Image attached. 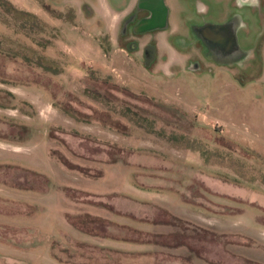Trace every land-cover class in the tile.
<instances>
[{"label": "rangeland", "instance_id": "374dc122", "mask_svg": "<svg viewBox=\"0 0 264 264\" xmlns=\"http://www.w3.org/2000/svg\"><path fill=\"white\" fill-rule=\"evenodd\" d=\"M8 1L46 26L0 10V137L24 138L12 120L29 129L22 146L0 142V160L17 168L0 164V223L15 226L2 229L18 250L0 264H57L52 252L65 264H264V49L247 70L239 37L223 56L199 59L202 0L168 1L176 35L125 39L107 0ZM151 7L136 34L164 25L160 0ZM42 56L61 73L36 67ZM70 130L133 151L119 164L117 149ZM88 170L101 178L79 172Z\"/></svg>", "mask_w": 264, "mask_h": 264}, {"label": "flooded vegetation", "instance_id": "af4514ba", "mask_svg": "<svg viewBox=\"0 0 264 264\" xmlns=\"http://www.w3.org/2000/svg\"><path fill=\"white\" fill-rule=\"evenodd\" d=\"M156 1L157 0H155V2ZM168 1L169 0H160L165 11L163 12L166 14L164 25L161 26L158 21L154 20L153 23L150 24L153 26L152 31H147L145 33L139 31L137 34L133 32L134 29L132 28L138 21L141 22L142 20H149L152 18L154 11H152L153 8L151 5L153 0H147V3H144V0H124L120 5L114 4L112 0H107V3L110 6L111 12H113L112 14H120V17H122L120 36L125 39L128 38L129 35L132 37L143 38V36L148 33L163 34L164 32L166 33L168 29L170 35H176V31L174 32V30H177L180 26H170L172 12ZM201 2V10L203 13L199 24L201 26L199 31L201 45L200 57L198 58L201 60H205L204 58H206L208 59L207 62L210 61V58H212V60L218 58L220 53L222 55V53L230 48V40L239 37V47L236 48V42H234V49H238L240 54L241 49L244 50L246 53L244 52L243 54L246 57L241 61H239L240 59L238 58V64H236L243 70H247L251 66L252 61L256 59L257 61L259 60L258 52L264 49V0H258V4L256 5H253L250 2H245L242 5H239L237 0H202ZM250 20L257 22L259 28L256 29L255 26L253 27L250 25ZM225 23L226 25L230 23L232 25L231 28L233 27L231 32H227V35H224V32L222 31L223 29L220 27ZM172 27L174 29H171ZM193 27L197 28L195 26ZM226 36L228 38H226ZM252 38H254V41ZM223 39H227L225 43L223 42ZM161 41L166 45H164L165 47L178 50L176 46L171 45L168 42L167 38L164 40L162 39ZM154 42V44L147 42L143 46L142 53L145 60L148 52H152V55L156 57L158 42L157 40ZM128 48L130 50H137V44L135 42H129ZM181 48L186 49L185 45L181 46ZM260 61L263 60L260 59Z\"/></svg>", "mask_w": 264, "mask_h": 264}, {"label": "trees", "instance_id": "16d2710c", "mask_svg": "<svg viewBox=\"0 0 264 264\" xmlns=\"http://www.w3.org/2000/svg\"><path fill=\"white\" fill-rule=\"evenodd\" d=\"M0 10L3 11L4 13H6V14H11L13 16H18L19 18H22V19H25V20H29V19L33 20L34 24L36 26L41 27V28H44L46 26L45 23L41 19H39L37 15H35L33 13H30V12L23 11V10H19L11 2H9L8 0H0ZM43 46H47V45H43ZM42 48H44V47H42ZM42 57H44V56H42ZM42 57L35 63L36 67H38L42 71H45L46 73H50L52 75H57V74L61 73V70L59 68H57V66H56V64H55V62L53 60L51 61V60L45 59V57L44 58H42ZM7 94H8V96L10 98H14V96L10 92L7 91ZM65 113L68 116H70L72 118H75V119H77V116L78 117L80 116L78 114H74L73 112L69 113V112L65 111ZM9 126L12 129L17 128L16 126H18L20 131L23 132L24 138H19V137L15 138L14 136H9L8 138L7 137H0V141H5V142H8V143H12V144H22V145L26 144L29 141V140H27L28 139L27 136L29 134V129L26 127V125H24V124L16 125L15 121L12 120V122L10 121ZM68 134L69 135H73V137H75L77 139L84 140V141H90V142H92L94 144H97V145H99V146H101L103 148H106V149H110L112 151H114V150L116 151V149H117L118 153H117V157H116V159H117L116 162L119 163V164L123 163V162H120V161H122L121 159H119L120 155L128 157L130 155L128 152L133 151V149H131V148H127V147H124V146H118L117 144H113V143H111L109 141L98 140L94 136H92L90 134H87V133L70 130L68 132ZM50 136L51 135H50V131H49V137ZM186 149H189V150H192V151L195 150V149L191 148L190 146H187ZM205 153L206 152H200V156L204 159L205 162H208L207 157H205ZM50 157H52L53 159H56L55 161L59 162V164L62 165V167H67L69 172H72V173L74 172V170H71V168L65 164V162H64V160L62 158L55 157L51 151H50ZM0 167H2V165ZM4 168L8 169L10 171L17 169L14 165H10V164H7L6 166H4ZM79 172L82 173V175L85 178H88V179H94L95 180V179L101 178V176H102V172L101 173H97L94 170L79 171ZM112 195H105V196H112ZM94 196L95 197H99L98 195H94ZM79 219L82 220V217L81 216H76V217L69 216L68 220H69V223H70L71 227L74 228L75 230L83 233V234L89 235L91 237H97L95 234H93L89 230H87L82 224H79V223L77 224L76 222ZM102 238L107 239L108 237L104 236ZM52 253H53L52 257L55 260L60 261V258L58 256V254H55L54 252H52Z\"/></svg>", "mask_w": 264, "mask_h": 264}, {"label": "crops", "instance_id": "0c3cea01", "mask_svg": "<svg viewBox=\"0 0 264 264\" xmlns=\"http://www.w3.org/2000/svg\"><path fill=\"white\" fill-rule=\"evenodd\" d=\"M112 15H114V14H112ZM0 142H3V141H0ZM3 143L11 144V145H14V146H22V145L12 144V143H8V142H3ZM1 163H3V164L4 163H6V164H14V160H11V159L0 160V164ZM9 219H11V218H9ZM30 220L32 221V220H35V219H30ZM9 226L10 225L0 223V258H2V257L4 258L5 257L7 259H12V258H16L17 257L16 255H17L18 250L16 249V246L9 244L12 241L11 237L14 236V233H11L10 231L4 232L5 230L2 229L3 227L4 228H7ZM10 227H13L14 228L15 226H10ZM107 240L108 239H104V241H107ZM109 241H111V240H109ZM44 251L46 252V255L45 256L47 257L48 254H49V252L47 250H44ZM24 252H26V254H29L30 255V258L33 259L32 256L34 254L36 255V253L38 252V250L26 249ZM4 253H7L6 256H3L2 255ZM25 256L27 257V255H25ZM49 257L52 260H54V258L51 255ZM55 262L57 264H65V263L58 262V260L55 261Z\"/></svg>", "mask_w": 264, "mask_h": 264}, {"label": "clouds", "instance_id": "9594fccd", "mask_svg": "<svg viewBox=\"0 0 264 264\" xmlns=\"http://www.w3.org/2000/svg\"><path fill=\"white\" fill-rule=\"evenodd\" d=\"M245 2H250V3L253 4V5L258 4V0H237V3H238L239 5H242V4L245 3Z\"/></svg>", "mask_w": 264, "mask_h": 264}]
</instances>
